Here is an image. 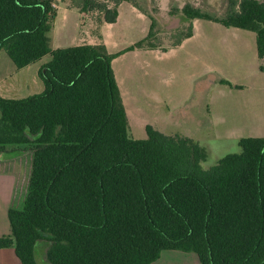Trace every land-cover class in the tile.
I'll use <instances>...</instances> for the list:
<instances>
[{
	"label": "trees",
	"instance_id": "obj_1",
	"mask_svg": "<svg viewBox=\"0 0 264 264\" xmlns=\"http://www.w3.org/2000/svg\"><path fill=\"white\" fill-rule=\"evenodd\" d=\"M121 2L149 19V31L108 54L102 44L52 51L53 0H0V51L17 69L49 56L37 72L41 93L0 97V155L56 148L36 185L30 242L46 243L47 264H151L164 250L193 253L199 264H264V137L239 139V153L208 170L206 150L188 137L148 125L145 139L130 137L111 61L166 51L154 43L157 22L134 0H70L109 24ZM181 13L188 25L170 48L193 36L194 20L252 32L264 73V0H227L221 17L188 4ZM12 246L0 237V249Z\"/></svg>",
	"mask_w": 264,
	"mask_h": 264
},
{
	"label": "rangeland",
	"instance_id": "obj_2",
	"mask_svg": "<svg viewBox=\"0 0 264 264\" xmlns=\"http://www.w3.org/2000/svg\"><path fill=\"white\" fill-rule=\"evenodd\" d=\"M135 2L156 20L154 43L160 44L161 49L165 50H168L185 34L188 22L181 13L185 4L216 17L223 16L227 9V0H135ZM212 24L214 23L201 20L198 26V22H196L193 29L194 38L185 42V45H188L184 50H176L165 58L151 62L152 75L155 82L158 83L155 84L154 90L162 101L161 111L163 114H166L165 105L170 106L169 102H173L179 106L183 96L189 97L187 98L189 103L193 102L192 108H187L184 111L180 107L173 112L172 116L169 115L165 118V131L168 134L184 135L206 150L207 158L201 163L203 170L213 167L224 156L237 154L240 151L237 145L238 141L225 140L218 136L219 131L222 132L221 127L213 129L199 118L204 113L203 105L206 104L207 98L213 96V110H211L217 116L223 117L222 123L228 127L236 124L233 119H237L241 112L238 105L243 97H247L248 100L251 98L261 99L258 88L262 84V80L258 78L254 33L234 28L227 29L219 24ZM240 33L253 37L254 42L253 45L250 44V48L243 44L247 40H235ZM218 44L222 46L224 44L234 45L228 48L218 47ZM4 54L6 56V53ZM6 58L9 59L8 56ZM204 62L216 67L226 80L241 85V88L235 89L219 84L218 76L212 78L206 74L202 77ZM32 69L33 66L23 70L17 69L16 76L18 78L29 77ZM193 76L196 77L192 78ZM212 80L215 82H211ZM242 85L248 86L247 92L241 91ZM198 93L201 95H199L200 103L198 102ZM231 109L233 117L229 116ZM185 114L193 115L194 118L185 117ZM130 137H132L131 134ZM55 150L56 148L51 145H42L36 151L9 149L7 153L0 155V174H10L13 178V193L10 202L6 196L7 188L0 181V235L7 230L6 212L11 210L20 224L17 243L20 248V261L23 264H29L32 249L34 261L37 264H47L43 259L46 243L38 242L34 245L30 242L29 225L36 185L46 171ZM9 204L11 205L8 209ZM162 262L165 263V260ZM168 262L171 261L168 260ZM3 264H16V261L7 259ZM182 264H185V261Z\"/></svg>",
	"mask_w": 264,
	"mask_h": 264
},
{
	"label": "crops",
	"instance_id": "obj_3",
	"mask_svg": "<svg viewBox=\"0 0 264 264\" xmlns=\"http://www.w3.org/2000/svg\"><path fill=\"white\" fill-rule=\"evenodd\" d=\"M52 5L55 9V18L49 32V46L52 51L81 45L96 46L102 44L108 54H116L144 39L149 31V19L128 2H121L118 5L117 19L113 24L103 22L100 13H81L77 8L71 6L70 0H53ZM200 21L201 20L193 21V29L196 22H198L199 26ZM244 34L240 33V35H238L239 37L235 40H247L243 42V44L250 48V44L253 45L254 42L253 37H248ZM193 38L194 36L183 40L180 45L169 48L166 51L158 49H135L125 52L111 61V68L128 122L129 133L132 135L133 139H137L135 136L139 137L137 140L145 139V127L147 125L163 135H176L168 134L165 131V118L169 115L172 116L173 112L180 107H182L184 111H186L187 108H192L191 105L193 102L189 103L187 100L189 97L183 96L179 106L173 102H169L170 106L165 105L166 114H163L161 111L162 101L157 97L154 90V87H156L155 84L158 83L155 82L153 78L151 62L165 58L168 54L176 50H184L188 45H185V42ZM228 42L230 43V41ZM232 45L234 44H224V46L218 44L217 46L230 48ZM2 52L4 51H0V97L6 99H22L27 96L41 93L44 87L37 77V72L43 64L48 62L49 56H45L37 62L18 69L23 70L33 66L31 76L18 78L16 76L18 73V71H16L17 68L10 59L6 58L7 55L5 56V52ZM206 74L212 78L218 76L220 79L226 80L216 67L205 64L204 62L202 77L206 76ZM258 76V78L262 80V84L258 88L261 99L255 100L251 98L248 100L247 97H243L241 103L238 105L241 112L237 119H233V121H236V124L225 127L222 123L223 117L217 116V114L212 111L213 96L211 95L207 98L206 104L203 105L204 113L199 116V118L203 119L205 124H208V126L213 129L221 127L222 132L219 131L218 133L220 138L238 141L241 138L264 137V100H262L264 99V73L259 72ZM195 77L196 76H193L192 78ZM211 82L214 83L215 81L212 80ZM230 83L234 86L241 87L239 84ZM242 86L241 91L247 92L248 86ZM202 92L204 93V91ZM199 95L200 93L197 94L198 102L200 103L201 95ZM230 114L229 116L233 117L232 109L230 110ZM185 117L194 118L193 115L188 114H185ZM12 179L10 174H0L1 184H5L7 188L6 196L9 202L11 201L13 193ZM10 205L11 204H9L8 209ZM6 217L8 221L7 230L2 232L0 237L12 239L13 246L8 249H0V264H3L7 259L16 261V264H18L21 262V256L19 254L20 248H18L17 243V240H19L18 229L20 224L11 210L8 211V213L6 212ZM163 260H165V263L162 262ZM168 260L171 262H168ZM184 261L185 264H199L196 255L193 253H184L176 250L161 251L159 258L151 264H182ZM21 264H23V262H21Z\"/></svg>",
	"mask_w": 264,
	"mask_h": 264
}]
</instances>
